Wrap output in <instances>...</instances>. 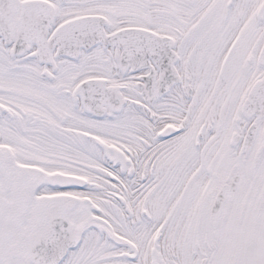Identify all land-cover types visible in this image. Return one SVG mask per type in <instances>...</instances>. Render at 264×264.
<instances>
[{
  "label": "snow or ice",
  "instance_id": "6c2138e0",
  "mask_svg": "<svg viewBox=\"0 0 264 264\" xmlns=\"http://www.w3.org/2000/svg\"><path fill=\"white\" fill-rule=\"evenodd\" d=\"M0 264H264V0H0Z\"/></svg>",
  "mask_w": 264,
  "mask_h": 264
}]
</instances>
